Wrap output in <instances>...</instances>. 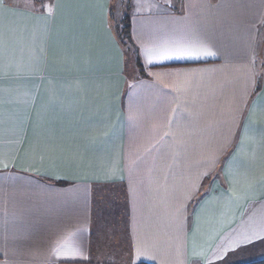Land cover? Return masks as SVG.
I'll list each match as a JSON object with an SVG mask.
<instances>
[{"label": "crops", "instance_id": "0c3cea01", "mask_svg": "<svg viewBox=\"0 0 264 264\" xmlns=\"http://www.w3.org/2000/svg\"><path fill=\"white\" fill-rule=\"evenodd\" d=\"M116 1L0 7V264L263 252L264 0Z\"/></svg>", "mask_w": 264, "mask_h": 264}, {"label": "snow or ice", "instance_id": "6c2138e0", "mask_svg": "<svg viewBox=\"0 0 264 264\" xmlns=\"http://www.w3.org/2000/svg\"><path fill=\"white\" fill-rule=\"evenodd\" d=\"M4 0H0V7L3 6ZM147 56L149 57V63L153 62L152 57L154 55H159L161 58L169 59V58H190V59H198L202 56H210L214 55L209 49L200 44H192L188 46L164 49L158 53H154L152 51H148ZM4 167H7L5 164ZM65 252L66 255H61V252ZM54 254L58 259H66L71 260L75 259L78 255V251L73 247L72 244V236L69 235L65 240L58 246L57 249H54Z\"/></svg>", "mask_w": 264, "mask_h": 264}, {"label": "rangeland", "instance_id": "374dc122", "mask_svg": "<svg viewBox=\"0 0 264 264\" xmlns=\"http://www.w3.org/2000/svg\"><path fill=\"white\" fill-rule=\"evenodd\" d=\"M126 6H127V2H124L122 0H117L116 1V8L114 7V9L116 10H119L120 12V9H122L121 13L122 15L125 13L126 11ZM119 12L115 13L116 17L118 18V15H119ZM120 13V14H121ZM122 28V26H121ZM261 253L259 252H255L254 254H249L248 252L246 253V257L243 258V257H240L239 259H237V262H239V264H245V263H249V262H253V261H256V260H259V259H263L264 258V250L263 249H260Z\"/></svg>", "mask_w": 264, "mask_h": 264}, {"label": "trees", "instance_id": "16d2710c", "mask_svg": "<svg viewBox=\"0 0 264 264\" xmlns=\"http://www.w3.org/2000/svg\"><path fill=\"white\" fill-rule=\"evenodd\" d=\"M122 25H123V27H122L121 36L124 37L125 40H128L132 44V41L130 39V23H129V17L126 16L122 20ZM137 61H138V64L140 65L139 58L137 59ZM140 264H148V263H140ZM245 264H264V258L263 259L256 260V261H253V262L245 263Z\"/></svg>", "mask_w": 264, "mask_h": 264}]
</instances>
